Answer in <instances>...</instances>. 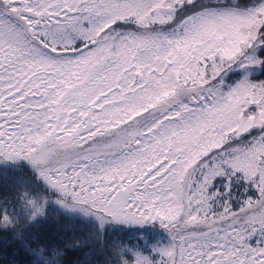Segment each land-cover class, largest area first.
<instances>
[{
	"label": "snow or ice",
	"instance_id": "1",
	"mask_svg": "<svg viewBox=\"0 0 264 264\" xmlns=\"http://www.w3.org/2000/svg\"><path fill=\"white\" fill-rule=\"evenodd\" d=\"M4 157L94 210L85 264H264V0H0ZM8 218L0 264H62Z\"/></svg>",
	"mask_w": 264,
	"mask_h": 264
},
{
	"label": "trees",
	"instance_id": "2",
	"mask_svg": "<svg viewBox=\"0 0 264 264\" xmlns=\"http://www.w3.org/2000/svg\"><path fill=\"white\" fill-rule=\"evenodd\" d=\"M242 2L243 0H237V3ZM237 76L238 74L235 73L229 75L232 79ZM14 159L17 160V163L6 164L4 167L0 166V210L7 208L9 225L17 230H23L27 224L33 223V221L38 224L40 220L46 221V223L39 224L38 227L32 229L38 237L37 250L44 248L45 255L51 258V248L59 246L57 250L64 253L62 264H85V254L94 252V249L99 247L93 244L92 239H90L96 235L93 221L79 215L68 216L66 219L61 208L48 199L49 192L45 189L41 178L26 166V160L20 162L19 157ZM5 174L8 177L7 180L3 179ZM17 217L19 218L17 219ZM66 223L75 224V237L71 232L65 233L63 231V226ZM116 226L120 227V225L109 226V230L101 238V243L108 250L120 254L123 250L130 249L135 241L121 240V234L115 232V228H118ZM124 227L127 228V225ZM145 232L149 244L159 242L162 246H166L169 243L167 232L158 227L157 224L145 227ZM73 238L88 241L92 246L65 249L63 246L70 243ZM132 255L138 257L135 252H132ZM109 259L112 260V264H116L114 257H109ZM120 259L123 264H134L133 260L122 255ZM89 264H105V256L94 253Z\"/></svg>",
	"mask_w": 264,
	"mask_h": 264
},
{
	"label": "rangeland",
	"instance_id": "3",
	"mask_svg": "<svg viewBox=\"0 0 264 264\" xmlns=\"http://www.w3.org/2000/svg\"><path fill=\"white\" fill-rule=\"evenodd\" d=\"M202 3H210L211 0H201ZM230 74H233V73H230ZM229 74V75H230ZM8 158H12L14 159L15 157H4L3 159L5 161L8 160ZM26 161V166L34 171V168H35V165L31 164L28 162L27 159H25ZM46 189V188H45ZM47 190V189H46ZM49 193H48V199L56 204L57 206H59L61 208V210L64 212V213H67L68 216H73V215H79L80 217H87L88 219L89 218V214L91 213L92 216L94 217L95 216V212L94 210L90 207V206H87V205H84V204H73L71 201H67V200H63L62 197H61V194L59 192H56L54 190H47ZM43 199V198H42ZM48 200V201H49ZM61 201L62 204H67L68 207L65 208V207H62L61 204H58L57 201ZM44 204V203H43ZM91 221H93V224L95 225V222L94 220L90 219ZM158 225V227H160L159 223L158 222H153L151 224H148L146 225L145 227H148V226H155V225ZM118 227V226H116Z\"/></svg>",
	"mask_w": 264,
	"mask_h": 264
}]
</instances>
